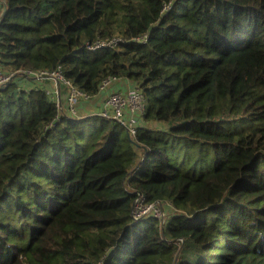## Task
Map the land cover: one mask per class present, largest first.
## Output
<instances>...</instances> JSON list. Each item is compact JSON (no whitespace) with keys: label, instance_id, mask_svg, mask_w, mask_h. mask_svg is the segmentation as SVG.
<instances>
[{"label":"trees","instance_id":"1","mask_svg":"<svg viewBox=\"0 0 264 264\" xmlns=\"http://www.w3.org/2000/svg\"><path fill=\"white\" fill-rule=\"evenodd\" d=\"M5 1L0 69L148 105L132 137L0 89V264H264V0ZM139 197L175 213L137 221Z\"/></svg>","mask_w":264,"mask_h":264},{"label":"built area","instance_id":"2","mask_svg":"<svg viewBox=\"0 0 264 264\" xmlns=\"http://www.w3.org/2000/svg\"><path fill=\"white\" fill-rule=\"evenodd\" d=\"M4 2L0 0V22L4 15ZM146 38L137 39L136 41H144ZM121 38H114L111 40H99L94 44L89 45L91 51L97 52L103 49H115L122 41ZM116 79L106 80L102 87L101 93L111 88ZM20 88H40L45 91L47 96L54 102L61 111H64V101H67L68 113L70 116L81 117L86 112H81L87 106H92V101L78 90L72 82L67 80L63 73V68L59 66L54 71H37L32 69L20 70L16 72H8L0 69V89L17 83ZM66 91V95L64 92ZM100 93V95H101ZM89 102V104H87ZM84 104V106H83ZM147 98L142 91L134 86L129 91L123 93L121 91H114L103 101L99 110H96L98 116L106 119H115L120 122L129 132L132 137H135L143 123L144 116L147 111ZM83 106V107H82ZM81 113H83L81 115ZM166 203L145 204L142 197L136 199L134 203L133 216L135 220L139 221L142 218L154 216L161 221L163 225L166 224L169 214L165 210ZM171 205V204H170ZM172 206V205H171ZM168 215V216H167Z\"/></svg>","mask_w":264,"mask_h":264},{"label":"crops","instance_id":"3","mask_svg":"<svg viewBox=\"0 0 264 264\" xmlns=\"http://www.w3.org/2000/svg\"><path fill=\"white\" fill-rule=\"evenodd\" d=\"M135 84L131 83L130 81L127 80H118L117 82L113 83L112 87L101 93V95L97 96L94 101H92V106L91 107H86L84 109H81L82 112H89L92 111L93 109L99 110L102 106L103 101L109 96L114 91H121L123 93L129 91L132 87H134ZM89 104V102L87 103Z\"/></svg>","mask_w":264,"mask_h":264},{"label":"rangeland","instance_id":"4","mask_svg":"<svg viewBox=\"0 0 264 264\" xmlns=\"http://www.w3.org/2000/svg\"><path fill=\"white\" fill-rule=\"evenodd\" d=\"M18 84V82H17ZM19 86V85H18ZM20 87V86H19ZM88 114H96L98 113L95 109H93L92 111L87 112ZM165 210L167 211V213H171L169 214L170 216L173 215L175 213V208L173 206L169 205H165ZM168 216V215H167Z\"/></svg>","mask_w":264,"mask_h":264},{"label":"water","instance_id":"5","mask_svg":"<svg viewBox=\"0 0 264 264\" xmlns=\"http://www.w3.org/2000/svg\"><path fill=\"white\" fill-rule=\"evenodd\" d=\"M4 2V12L6 10V1L5 0H2Z\"/></svg>","mask_w":264,"mask_h":264}]
</instances>
